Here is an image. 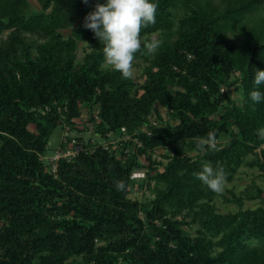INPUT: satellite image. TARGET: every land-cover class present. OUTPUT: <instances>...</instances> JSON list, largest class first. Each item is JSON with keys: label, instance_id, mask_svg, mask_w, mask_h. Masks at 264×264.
Wrapping results in <instances>:
<instances>
[{"label": "trees", "instance_id": "obj_1", "mask_svg": "<svg viewBox=\"0 0 264 264\" xmlns=\"http://www.w3.org/2000/svg\"><path fill=\"white\" fill-rule=\"evenodd\" d=\"M39 1L41 12L30 14L29 0H0V264H264V207L235 214L204 208L196 236L176 220L209 190L194 176L200 155L227 178L246 148L264 158L256 134L264 102L249 95L264 92L253 84L255 71H264V0H153L156 24L142 35L168 39L154 55H136L150 63L141 85L104 69L103 44L83 24L64 37L106 0ZM84 42L92 52L78 64ZM82 105L97 135L126 129L142 146L134 154L99 147L60 160L54 174L44 161L50 139L58 127L75 126ZM159 108L177 126L160 118L152 127ZM209 131L218 140L229 136V145L196 151V138ZM160 148L170 152L162 170L150 154ZM143 169L147 179L132 180ZM117 180L125 181L123 191ZM152 183L156 200L130 198L135 186Z\"/></svg>", "mask_w": 264, "mask_h": 264}, {"label": "rangeland", "instance_id": "obj_2", "mask_svg": "<svg viewBox=\"0 0 264 264\" xmlns=\"http://www.w3.org/2000/svg\"><path fill=\"white\" fill-rule=\"evenodd\" d=\"M30 3V14L41 12L42 5L39 0H29ZM84 23V19L77 20L73 26L64 30L63 34L65 38L71 36L72 32L77 29L81 24ZM158 38L164 43L168 37L163 35H158ZM234 41L238 42L237 36H233ZM3 43H7V35L2 37ZM92 52V48L85 43H79L78 51L76 52V60L78 64L84 62L87 54ZM150 66V63L136 60V77L133 79L138 85L144 82V71ZM105 70H112L109 67H104ZM235 77L231 79L234 81ZM231 97L238 102L242 103L243 96L241 91L235 90V88L230 90ZM82 117L75 120V126L70 127L62 125L58 127L54 134L52 135L48 149L46 152V157L44 161L48 167H51L52 158L56 155L58 151L63 148L65 142H70L72 139H77L89 147L93 152L98 149V147H110L114 149L126 148L127 152L134 154L137 149L140 148L138 141L134 140L129 135H125L123 132L120 134H109L108 137L103 138L101 135L95 133L94 125L89 121L91 118L89 109L82 105ZM97 110V107L94 108ZM96 112V111H95ZM160 118L164 123L168 125L177 126V122L173 119L172 115L167 112L164 108H159L158 111L152 114L150 123L152 127H159ZM34 130L35 127L31 126ZM143 131L149 132L150 130L145 127ZM218 150L222 151L227 145H229L231 138L227 135L223 136L222 139L218 140ZM95 149V150H94ZM190 156L198 157L199 154L195 151H188ZM153 167L162 170L168 163L169 159L166 155L170 152L168 149H157L150 153ZM199 161L203 164L207 163L203 156L198 157ZM141 161L149 166V162L141 158ZM150 169L137 170L141 173H145L146 177L141 180L147 179V174ZM135 171V172H137ZM134 172V173H135ZM231 178H227V185L225 191L221 195H216L210 190L205 192L204 196L199 197L198 201L192 206L187 208L184 213L177 215L176 220L185 222L184 230L193 236L197 235V232L201 229L199 214L203 209H216L220 214H235L239 211L245 210H256L264 207V158L260 149H249L246 148V153L242 156L240 161L230 170ZM140 181V180H139ZM205 186V185H204ZM160 189L163 185L159 186ZM158 197V191L155 189V183L151 184V187L144 186L143 188L135 186L130 195V198L134 200H139L143 204H149L156 200ZM169 211L172 212L171 208ZM173 218V215H170Z\"/></svg>", "mask_w": 264, "mask_h": 264}, {"label": "clouds", "instance_id": "obj_3", "mask_svg": "<svg viewBox=\"0 0 264 264\" xmlns=\"http://www.w3.org/2000/svg\"><path fill=\"white\" fill-rule=\"evenodd\" d=\"M88 4L89 0H82ZM158 3L153 0H106L95 3L94 10L85 18L83 27L92 31L103 44L104 66L118 71L122 78L133 80L136 77V55L143 50L154 55L161 47L162 41L157 33L149 38L142 34L144 30L156 24ZM86 43V42H84ZM256 89L264 86V71L257 69L253 81ZM250 99L254 103L264 102V92L252 90ZM257 136L264 140V127L257 130ZM218 139L215 131H209L206 137H197L195 150L198 152L217 151ZM194 176L211 192L221 195L227 185V173L222 166L213 167L205 163ZM117 191H123L125 181L114 182Z\"/></svg>", "mask_w": 264, "mask_h": 264}, {"label": "built area", "instance_id": "obj_4", "mask_svg": "<svg viewBox=\"0 0 264 264\" xmlns=\"http://www.w3.org/2000/svg\"><path fill=\"white\" fill-rule=\"evenodd\" d=\"M67 110V108L65 109ZM99 121L98 117H96ZM124 133H126V129L122 130ZM151 133L148 132V135ZM138 145L141 147L142 144L138 141ZM99 148V147H98ZM104 148V147H103ZM104 149L109 150V146L105 147ZM95 150V149H94ZM93 152L92 150L87 147V145L81 141H78L77 139H72L70 142L64 143V148H62L60 151L56 153V155L52 158L51 161V171L54 174H57L58 171V165L60 160H66L68 162H71L78 158L81 154H88ZM145 173H141L140 171H137L133 173L132 180H141L145 178Z\"/></svg>", "mask_w": 264, "mask_h": 264}]
</instances>
